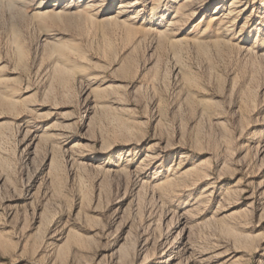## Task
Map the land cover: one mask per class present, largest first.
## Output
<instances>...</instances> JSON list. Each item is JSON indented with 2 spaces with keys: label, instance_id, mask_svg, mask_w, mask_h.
Listing matches in <instances>:
<instances>
[{
  "label": "rangeland",
  "instance_id": "1",
  "mask_svg": "<svg viewBox=\"0 0 264 264\" xmlns=\"http://www.w3.org/2000/svg\"><path fill=\"white\" fill-rule=\"evenodd\" d=\"M149 249L264 264V0H0V264Z\"/></svg>",
  "mask_w": 264,
  "mask_h": 264
},
{
  "label": "bare ground",
  "instance_id": "2",
  "mask_svg": "<svg viewBox=\"0 0 264 264\" xmlns=\"http://www.w3.org/2000/svg\"><path fill=\"white\" fill-rule=\"evenodd\" d=\"M174 248L176 249V245H174ZM159 254H158V251L156 250H148L144 253L143 257H142V262L144 264H151L152 262V258L153 257H157Z\"/></svg>",
  "mask_w": 264,
  "mask_h": 264
}]
</instances>
